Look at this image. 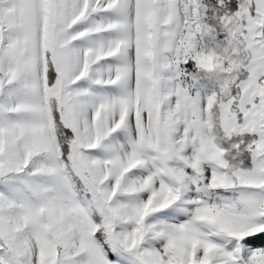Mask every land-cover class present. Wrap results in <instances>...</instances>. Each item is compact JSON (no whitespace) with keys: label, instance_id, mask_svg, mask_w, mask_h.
Returning <instances> with one entry per match:
<instances>
[{"label":"snow or ice","instance_id":"snow-or-ice-1","mask_svg":"<svg viewBox=\"0 0 264 264\" xmlns=\"http://www.w3.org/2000/svg\"><path fill=\"white\" fill-rule=\"evenodd\" d=\"M0 264H264V0H0Z\"/></svg>","mask_w":264,"mask_h":264}]
</instances>
